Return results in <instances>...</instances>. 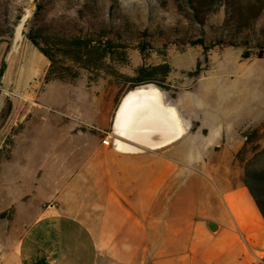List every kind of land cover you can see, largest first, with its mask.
Wrapping results in <instances>:
<instances>
[{
    "label": "crops",
    "instance_id": "0c3cea01",
    "mask_svg": "<svg viewBox=\"0 0 264 264\" xmlns=\"http://www.w3.org/2000/svg\"><path fill=\"white\" fill-rule=\"evenodd\" d=\"M48 66L27 36L0 39V116L9 104L5 125L21 124L3 154L0 138V264H264V218L236 157L245 121L230 127L220 101L70 91L50 149L13 164L28 118L53 101Z\"/></svg>",
    "mask_w": 264,
    "mask_h": 264
},
{
    "label": "rangeland",
    "instance_id": "374dc122",
    "mask_svg": "<svg viewBox=\"0 0 264 264\" xmlns=\"http://www.w3.org/2000/svg\"><path fill=\"white\" fill-rule=\"evenodd\" d=\"M26 10L30 15L21 36L41 30L50 38L55 66L68 71L64 81L52 80L46 91L53 101L45 100V107L34 110L16 137L13 164L30 150L40 157L50 149L45 140L57 137L52 123H62L61 101L70 91L101 90L112 95L115 105L129 90L158 87L132 86L128 78L139 67L165 64L169 71L164 83L157 72L152 78L169 94H178L182 105L194 108L199 102L208 109L220 101L229 111L230 127L234 118L245 121L250 142L241 156L251 170L264 171V153H259L264 146V0H0V39L14 37ZM73 36L92 40L94 47L76 55L69 43ZM199 39L204 45L193 43ZM103 48H109L105 54ZM9 109L5 105L0 116V138L5 136L7 146L2 154L21 127L19 122L5 125ZM257 200L264 218V196Z\"/></svg>",
    "mask_w": 264,
    "mask_h": 264
},
{
    "label": "trees",
    "instance_id": "16d2710c",
    "mask_svg": "<svg viewBox=\"0 0 264 264\" xmlns=\"http://www.w3.org/2000/svg\"><path fill=\"white\" fill-rule=\"evenodd\" d=\"M27 37L33 42L35 46H37V48L41 51V53H43L49 60V66L47 68V71L43 79L44 82L47 83L52 80L64 81L65 80L64 75L66 73L65 71H68V68L55 66L50 50L48 49V46L50 45L49 44L50 38L48 36L42 35L41 30H30L27 34ZM37 38L41 39L43 46L39 45V43L36 40ZM69 43H70V47L74 49L73 51L76 52V55L86 53L94 47L92 44V40L87 39L86 41H84V40H81L79 36H73L69 40ZM193 43L204 45L203 41L200 39L196 40V42H193ZM203 48L205 50L207 46H203ZM107 49L109 48H103L104 54L108 51ZM261 53L262 52L260 51L258 52L257 55L261 57ZM241 57L242 58L247 57V53L242 52ZM168 71H169V67L165 64L158 65V66H151L150 68L139 67L137 70L136 76L128 78V79L132 83L133 87L137 85L146 84V83H154L161 89L166 90V87L163 84H159L155 82V80L152 78V73L157 72L161 74L162 79H163L161 83H164L165 81L164 79ZM249 142L250 140L248 136L245 135V146ZM241 149L237 152L236 157L239 160V162L242 164V167L244 170L243 181H244V184L247 186L249 192L251 193L252 197L254 198L256 204L258 205L257 199L259 198V196H264V171L263 170H251L248 165L249 161L244 160L241 156ZM259 153H264V146L260 149Z\"/></svg>",
    "mask_w": 264,
    "mask_h": 264
},
{
    "label": "bare ground",
    "instance_id": "6f19581e",
    "mask_svg": "<svg viewBox=\"0 0 264 264\" xmlns=\"http://www.w3.org/2000/svg\"><path fill=\"white\" fill-rule=\"evenodd\" d=\"M30 15V10H26V12L23 14L19 24L17 25V27L15 28V31H14V36H15V39L17 40L19 37H21V30H22V24L23 22L28 18V16ZM145 89L143 87H138V88H135V89H132V90H129L127 92V96H126V99L124 101V105L126 103H129L133 100V96H135L137 93H140V92H144ZM123 105V106H124Z\"/></svg>",
    "mask_w": 264,
    "mask_h": 264
},
{
    "label": "water",
    "instance_id": "95a60500",
    "mask_svg": "<svg viewBox=\"0 0 264 264\" xmlns=\"http://www.w3.org/2000/svg\"><path fill=\"white\" fill-rule=\"evenodd\" d=\"M26 24H27V19L23 22L22 26L25 27ZM21 33H22V31H21ZM208 227L210 230L215 231L216 225L213 222L209 221Z\"/></svg>",
    "mask_w": 264,
    "mask_h": 264
}]
</instances>
